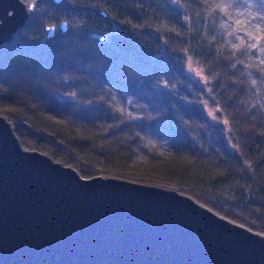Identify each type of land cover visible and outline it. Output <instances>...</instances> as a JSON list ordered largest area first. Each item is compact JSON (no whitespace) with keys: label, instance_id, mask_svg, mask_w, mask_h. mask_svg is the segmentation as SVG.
I'll use <instances>...</instances> for the list:
<instances>
[{"label":"trees","instance_id":"obj_1","mask_svg":"<svg viewBox=\"0 0 264 264\" xmlns=\"http://www.w3.org/2000/svg\"><path fill=\"white\" fill-rule=\"evenodd\" d=\"M258 5L40 0L0 45V114L24 146L84 177L168 184L264 231V41L252 48L245 34L264 23L252 20Z\"/></svg>","mask_w":264,"mask_h":264},{"label":"water","instance_id":"obj_2","mask_svg":"<svg viewBox=\"0 0 264 264\" xmlns=\"http://www.w3.org/2000/svg\"><path fill=\"white\" fill-rule=\"evenodd\" d=\"M39 1L0 0V45ZM0 264H264V232L174 186L84 177L0 114Z\"/></svg>","mask_w":264,"mask_h":264},{"label":"rangeland","instance_id":"obj_3","mask_svg":"<svg viewBox=\"0 0 264 264\" xmlns=\"http://www.w3.org/2000/svg\"><path fill=\"white\" fill-rule=\"evenodd\" d=\"M185 73L193 80L197 81L198 83H200L206 90H207V85L209 83L208 79L205 77V74H204V71L202 70V68L196 64V62H194L192 59L190 58H187L186 59V62H185ZM203 110L205 111V114L207 115L208 119L211 121V122H214V123H219L218 120L216 119L215 117V110H210L208 109L207 107H203ZM3 115V114H2ZM5 116V115H4ZM7 117V116H5ZM8 118V117H7ZM9 119V118H8ZM10 120V119H9ZM14 125V124H13ZM26 147V146H25ZM29 148V147H27ZM31 149V148H29ZM70 165V164H68ZM94 170H98V169H94ZM99 173L95 174V175H103V176H115V175H111V174H108L106 172H102L100 170H98ZM115 177H118V176H115ZM119 178H125V179H131V178H126V177H119ZM133 181H137L136 179H131ZM141 181V180H139ZM141 182H144V181H141ZM149 183H153V184H158V183H155V182H149ZM261 231V230H260ZM264 232V231H263Z\"/></svg>","mask_w":264,"mask_h":264},{"label":"snow or ice","instance_id":"obj_4","mask_svg":"<svg viewBox=\"0 0 264 264\" xmlns=\"http://www.w3.org/2000/svg\"><path fill=\"white\" fill-rule=\"evenodd\" d=\"M260 8H264V5H258L256 14L252 15V20H260L264 22V11H260ZM221 11H226V8H221ZM251 14V13H250ZM235 24L241 25L243 22L240 20L234 21ZM246 35H248L251 39H254L256 43L252 44V48H259L261 41H264V23L257 24L255 26V35L253 33L246 31Z\"/></svg>","mask_w":264,"mask_h":264},{"label":"bare ground","instance_id":"obj_5","mask_svg":"<svg viewBox=\"0 0 264 264\" xmlns=\"http://www.w3.org/2000/svg\"><path fill=\"white\" fill-rule=\"evenodd\" d=\"M160 185H165L166 187H171V185H168V184H160Z\"/></svg>","mask_w":264,"mask_h":264}]
</instances>
